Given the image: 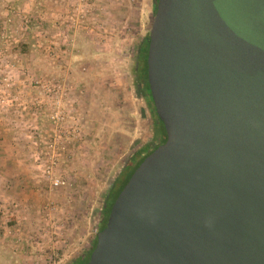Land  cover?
Wrapping results in <instances>:
<instances>
[{
  "label": "rangeland",
  "instance_id": "obj_1",
  "mask_svg": "<svg viewBox=\"0 0 264 264\" xmlns=\"http://www.w3.org/2000/svg\"><path fill=\"white\" fill-rule=\"evenodd\" d=\"M153 0H0V264H70L153 138L134 80Z\"/></svg>",
  "mask_w": 264,
  "mask_h": 264
},
{
  "label": "water",
  "instance_id": "obj_2",
  "mask_svg": "<svg viewBox=\"0 0 264 264\" xmlns=\"http://www.w3.org/2000/svg\"><path fill=\"white\" fill-rule=\"evenodd\" d=\"M147 63L168 138L88 264H264V0H158Z\"/></svg>",
  "mask_w": 264,
  "mask_h": 264
},
{
  "label": "trees",
  "instance_id": "obj_3",
  "mask_svg": "<svg viewBox=\"0 0 264 264\" xmlns=\"http://www.w3.org/2000/svg\"><path fill=\"white\" fill-rule=\"evenodd\" d=\"M157 3L158 0H153L154 14L156 13ZM149 43L150 31L143 37L142 41L140 42L137 48L136 62L134 65L133 73L136 86L139 92L141 93L142 97L146 101L151 114L153 123V138L150 142L144 144L130 156L124 166L121 177H118L115 183L110 188L104 201L99 231L106 227L108 218L110 216L112 207L116 199L118 198L119 194L124 189L126 184L129 182L135 170L146 159V157H148L160 145L164 144L168 138L165 125L157 113L154 99L149 86L147 63ZM96 244L97 236L95 237L94 242L91 245L90 249L87 251V253L85 255L77 257L70 264H88L91 257V253L95 249Z\"/></svg>",
  "mask_w": 264,
  "mask_h": 264
}]
</instances>
